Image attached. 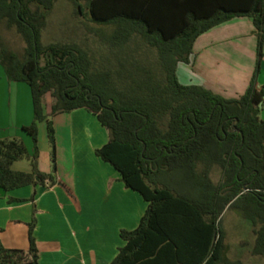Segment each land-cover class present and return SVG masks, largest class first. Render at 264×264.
I'll return each mask as SVG.
<instances>
[{"label": "trees", "instance_id": "trees-1", "mask_svg": "<svg viewBox=\"0 0 264 264\" xmlns=\"http://www.w3.org/2000/svg\"><path fill=\"white\" fill-rule=\"evenodd\" d=\"M56 1L0 0V65L10 82L29 85L34 107L33 123L23 127L32 152L20 139L0 140V189L59 184L53 117L86 109L110 134L96 155L149 204L137 228L121 230L124 245L110 264H242L226 255L222 223L232 208L252 223L253 252L264 256V85H257L264 0H89L96 26L45 45ZM238 17L252 19L259 40L246 93L226 98L183 85L178 66L191 62L197 39ZM11 35L23 41L22 49L13 47ZM43 123L51 173L39 168ZM25 160L31 172L13 168ZM36 211L34 205L29 250L0 240V264H39Z\"/></svg>", "mask_w": 264, "mask_h": 264}, {"label": "crops", "instance_id": "crops-1", "mask_svg": "<svg viewBox=\"0 0 264 264\" xmlns=\"http://www.w3.org/2000/svg\"><path fill=\"white\" fill-rule=\"evenodd\" d=\"M254 31L251 18L238 17L201 35L195 42L191 62L178 66L180 82L183 85L197 83L226 98L244 95L257 63L258 41ZM257 85L259 88L264 85L262 68ZM0 89V140L20 139L32 152L33 143L23 127L33 123L34 107L31 110L28 102H24L22 119L13 120V107L16 106V110L22 107L20 98L15 100L14 90L19 96L20 89L27 93L26 88L21 83L10 82L0 66ZM51 106L47 105L48 114ZM5 120L9 121L7 125ZM53 120L60 183L53 187L27 186L9 192L0 189V240L5 247L29 250L28 224L32 221L35 205L39 264H110L124 245L121 230L137 228L149 204L138 192L125 186L113 166L96 155V150L108 143L110 134L94 114L77 109L60 113ZM39 129L44 133L45 142L44 148H40L39 168L51 173L53 164L46 123L40 124ZM85 149L100 168L96 182L91 180L93 177L87 179L95 173L85 175L84 179L77 178L76 164L83 162L80 157L84 156ZM13 168L25 172L32 170L29 161L15 162ZM59 185H63L67 194L55 192L61 190ZM44 190H49L45 196ZM60 194L69 197L67 207L70 211L65 209ZM52 196H55V206L51 207H55L54 212L47 210ZM70 200L78 205L77 213ZM103 201L109 206L105 211L102 207L91 206L94 202L101 205Z\"/></svg>", "mask_w": 264, "mask_h": 264}, {"label": "rangeland", "instance_id": "rangeland-1", "mask_svg": "<svg viewBox=\"0 0 264 264\" xmlns=\"http://www.w3.org/2000/svg\"><path fill=\"white\" fill-rule=\"evenodd\" d=\"M88 1L89 0H57L54 10L49 17V25L46 28V30L43 32L44 44L48 45L50 43L58 42L61 40L67 41V40H70L71 38L74 39L76 37V36L74 37V32L76 33L77 28H78L77 32L79 33V29H81V32H83V31H86V27L96 26L94 23L89 21L90 15H89V9L87 7ZM254 34L256 35L255 31H254ZM10 39H11V43L13 47L20 50L24 46L23 41L19 37L11 35ZM257 41H258V47H259L258 37H257ZM257 59H258V50H257ZM186 64H189V63H185L184 66H186ZM256 67H257V63H256ZM260 68L264 70V54L261 60ZM178 78L180 81L181 80L180 76H178ZM21 84L24 88H26L27 93H24L25 90L20 89V94L18 96V94H16V91L14 90L13 94H14L15 100L19 97L22 107L19 108V110H16V106L13 107V120H15L17 117L22 119L23 114H24V110H23L24 102L25 104L28 102V105L31 110L33 108V96H32L31 89L28 84L26 83H21ZM191 85H198V84L192 83ZM1 97H2V91L0 89V98ZM45 100H46V105H50L54 102L53 97L51 95H48ZM260 118L264 119V108H262L261 110ZM6 121L7 120H5L4 122L7 125L9 121L7 122ZM43 134H44L43 131H40L39 129V137H38L39 138V149L41 147L43 149L45 146V142L43 140L44 138ZM27 136L29 137V140H31L33 143V139L31 138V136L29 135ZM48 144H49V147H51L50 142ZM83 153H84V156L82 155L80 157L81 160H83V162L76 164L77 178L84 179L85 175L88 176V174L95 173L94 176H88L87 179L93 177L91 178V180L96 182L99 179V178L97 179L98 177L97 172L100 170V168H98V165L95 163L92 157L93 155L90 152H88L85 149ZM51 157H52V148H51ZM108 164L111 165L110 163ZM52 171H53V167H52ZM101 175L103 177L104 173ZM213 179L215 182H219L221 180L220 170L216 169L214 171ZM60 185L59 187L61 188L62 191L57 190L55 192H61L63 194L64 193L67 194L63 185L62 186ZM48 191L49 190L43 191V192H46L44 193V196L49 193ZM63 194H60L61 195L60 200L63 203V205L66 206L65 209L67 208V211H70V209H68L69 202H67L69 197L67 196L68 197L67 198ZM55 196H52V201L50 203V206H47L49 207L47 208V210L54 212L55 207L54 208H51V207L55 206L53 202ZM71 202L73 203L72 205L74 206V212L77 213L76 211H78V205H76L73 201ZM103 202H101V205H98V203L94 202V204L91 203V206L94 205L95 207H102L101 210L105 211L106 208L109 206L106 205L105 202L104 203ZM94 210H96V208H94ZM222 227L226 234V240H225V243L227 245L226 255L230 260L240 261L242 264H264V256L255 255L253 252V249L256 243V238H257L255 231H254L255 228L249 220L243 217L239 209L232 208L225 212Z\"/></svg>", "mask_w": 264, "mask_h": 264}, {"label": "water", "instance_id": "water-1", "mask_svg": "<svg viewBox=\"0 0 264 264\" xmlns=\"http://www.w3.org/2000/svg\"><path fill=\"white\" fill-rule=\"evenodd\" d=\"M262 106H263V105L261 104V107H262ZM244 190H245V191L247 190V186H246V185L244 186Z\"/></svg>", "mask_w": 264, "mask_h": 264}]
</instances>
